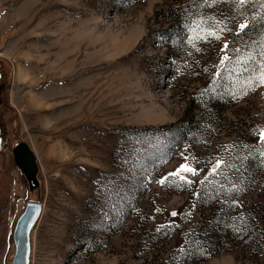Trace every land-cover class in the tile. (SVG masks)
<instances>
[{
	"label": "rangeland",
	"instance_id": "1",
	"mask_svg": "<svg viewBox=\"0 0 264 264\" xmlns=\"http://www.w3.org/2000/svg\"><path fill=\"white\" fill-rule=\"evenodd\" d=\"M129 1L0 0V264H12L28 201L43 203L30 264H264V172L248 192H200L218 161L224 169L264 130V86L247 83L255 62L244 72L233 61L227 97L216 83L230 57L219 29L241 24L225 22L236 0L207 14L204 0ZM190 2L195 22L166 31ZM182 126L201 139L157 166L160 136ZM22 141L40 164L34 191L14 161ZM184 164L197 170L190 184L170 175Z\"/></svg>",
	"mask_w": 264,
	"mask_h": 264
},
{
	"label": "trees",
	"instance_id": "2",
	"mask_svg": "<svg viewBox=\"0 0 264 264\" xmlns=\"http://www.w3.org/2000/svg\"><path fill=\"white\" fill-rule=\"evenodd\" d=\"M134 2L135 0H130L128 5H132ZM263 2L264 0H247V3L245 4H240L237 2V0L233 3L232 1L231 3L227 2L231 9L227 12H224L225 22L229 24V20H235V25H237L238 23H242L243 18H246L249 27L245 30V32H240L236 30L234 26H228V28L231 29V31H228L230 34V41L228 43L229 47L227 50L230 59H228V61L226 62L225 67L220 73L221 75L216 79V83L220 85L226 97L227 95L223 89V85L225 86L235 78H240V72L237 74L235 73L233 61H240L246 58L249 53L260 54L261 51H264V48L261 47V44H264V41H262L261 39L262 37H264V13L263 11L261 12ZM212 6L213 4H211L210 6L209 4H205V12L203 14L209 13ZM196 9V2H190V4L188 6L186 5L184 9V15L178 19L176 18L178 22L176 24L170 25L166 29V31L171 32L174 29H179V27L181 26H185L188 22H195L194 18L196 17ZM185 36L186 33L182 35L179 32L176 37H182L183 39H185ZM237 49H239V51H236ZM259 60L254 59L253 62H259ZM242 91L243 89L239 90L234 96L240 99L241 96L239 93ZM211 92L215 94V96H217V100H219L220 102H223L222 99H227L222 96L221 90L218 87L215 92ZM210 98H207V100L205 101L206 105L204 109H206L207 104L213 101L215 97L213 95L210 96ZM169 130L171 131H166L163 135L160 136L161 141L158 142V144H162L169 152H167L165 149H162V152L160 153L161 156L159 158H157V155L153 156L152 162L157 161V166H161L166 161H169L171 157L189 141L196 140L197 138L201 139L200 137H202V134H199V131L197 129L188 126L177 128L172 127ZM261 153H264V144L259 143V140L246 147L243 151L237 150L232 159L229 160V166L224 165V169H219L217 174L212 175L210 178L204 181L202 183L200 192L204 194L210 193L211 191L212 193L215 192L213 199L220 200L224 199L225 197L233 196L238 192H248L250 189L256 187V185H258L257 182L261 175V171L264 172V155H261ZM127 155V149L124 148V152L118 155L120 156L118 160ZM217 184H222V186H216ZM224 217L225 222H229V224L231 222L236 224V219L239 218V216L230 217L226 212ZM241 223L242 224H240L238 227L239 230L247 224L246 222ZM207 249H209L207 246H205L204 249L199 248V250L201 251L200 254L197 255L196 250H192L189 248L188 251L187 248L184 261L197 263L204 257V255H206V252L208 251Z\"/></svg>",
	"mask_w": 264,
	"mask_h": 264
},
{
	"label": "water",
	"instance_id": "3",
	"mask_svg": "<svg viewBox=\"0 0 264 264\" xmlns=\"http://www.w3.org/2000/svg\"><path fill=\"white\" fill-rule=\"evenodd\" d=\"M14 161L26 176L30 190L34 191L40 186V164L34 149L25 141L13 148ZM43 211V203L28 201L24 210L18 217L14 230L13 242L15 251L12 264H30L32 256V234Z\"/></svg>",
	"mask_w": 264,
	"mask_h": 264
},
{
	"label": "snow or ice",
	"instance_id": "4",
	"mask_svg": "<svg viewBox=\"0 0 264 264\" xmlns=\"http://www.w3.org/2000/svg\"><path fill=\"white\" fill-rule=\"evenodd\" d=\"M222 2V0H204L205 4H209V6L211 4H216ZM238 3L240 4H245L247 3V0H237ZM191 27V26H189ZM249 27V25L247 23H241L239 25V31L240 32H245V30ZM220 33L224 32V31H231V29L227 28V25H225L223 28L219 29ZM207 35L211 38H215L217 40H219L221 38V36L215 32V31H209L207 33ZM200 39H204V37H200ZM262 41H264V37L261 38ZM229 47V45L227 43H225L224 45V49L227 50ZM261 47L264 48V44H261ZM236 51H239V49H237ZM226 59H230V57H224L221 60V63H224V61ZM254 56L252 53H249V55L240 60V63L243 65V70L244 72H249V64L252 63L254 61ZM242 74V73H241ZM247 83L249 85V90H254V88L256 86H264V51L260 52V60L259 62H256V66L254 68L251 69V75L248 77ZM244 95H247L248 92H244ZM259 143L264 144V130H261L260 134H259ZM261 155H264V153H261ZM221 166V162H217V164L214 166L212 173L213 174H217V170L220 168ZM185 174H191L192 176L197 175V170L192 168L191 166H189L188 164H184L181 166V168L175 172L172 173L170 175L173 176H178L180 180L182 181H186L187 183H192L191 180L187 179V176ZM159 183L164 184V181L161 180L159 181ZM173 216L177 215L175 212L172 213ZM242 219V218H241ZM237 231H239V229H236ZM157 231H159V229H157Z\"/></svg>",
	"mask_w": 264,
	"mask_h": 264
},
{
	"label": "bare ground",
	"instance_id": "5",
	"mask_svg": "<svg viewBox=\"0 0 264 264\" xmlns=\"http://www.w3.org/2000/svg\"><path fill=\"white\" fill-rule=\"evenodd\" d=\"M17 188H19V185H18V187H17ZM17 188H16V189H17ZM15 193H20V192H19V191H15Z\"/></svg>",
	"mask_w": 264,
	"mask_h": 264
}]
</instances>
